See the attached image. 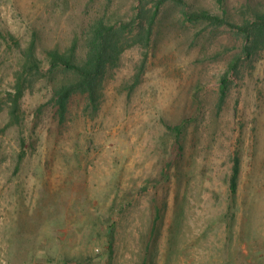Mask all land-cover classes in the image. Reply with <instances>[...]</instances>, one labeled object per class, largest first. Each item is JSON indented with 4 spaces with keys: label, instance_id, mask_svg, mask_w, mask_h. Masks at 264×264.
<instances>
[{
    "label": "rangeland",
    "instance_id": "obj_1",
    "mask_svg": "<svg viewBox=\"0 0 264 264\" xmlns=\"http://www.w3.org/2000/svg\"><path fill=\"white\" fill-rule=\"evenodd\" d=\"M203 9L234 24L189 19ZM263 11L0 0V264H264V41L249 53L238 26ZM101 19L119 43L95 99L77 94L61 121L53 90L76 76L50 51L82 63Z\"/></svg>",
    "mask_w": 264,
    "mask_h": 264
},
{
    "label": "trees",
    "instance_id": "obj_2",
    "mask_svg": "<svg viewBox=\"0 0 264 264\" xmlns=\"http://www.w3.org/2000/svg\"><path fill=\"white\" fill-rule=\"evenodd\" d=\"M189 19H206L216 24L231 23L225 17L219 14L210 12L209 10H198L187 12ZM234 23H231V25ZM238 25V24H237ZM246 36L247 44L245 47L249 53H253L255 49H259L263 46L264 41V11L257 12L254 17L248 19L245 23L238 25ZM115 26L108 25L104 20H99L94 31L87 38L88 51L86 57L82 63L76 62L71 56L61 53L59 50H51V65L52 68L62 67L66 70H70L76 76V80L68 83L57 85L53 90L54 106L56 114L61 121H64L71 111L73 98L79 93L88 92L91 99H95L97 93V86L100 81L101 75L105 71L113 55L111 53L115 50L119 40L114 36ZM114 31V32H113ZM113 32V33H112ZM35 41L32 43L29 51L30 56L35 57ZM117 54V53H116ZM241 57L235 59L231 65L230 70L238 66ZM34 63L33 66H37ZM230 70L222 77L221 98L224 99L228 90V74ZM19 91L22 92V86L19 85ZM14 114V113H13ZM184 122L176 126L169 127L177 132V135L181 133V128ZM179 136V135H178ZM26 143L23 138V147ZM26 154V150H22L20 158L22 159ZM234 164L232 171L229 175V187L233 194H236L239 189L240 175H241V156L239 151L236 152L233 160ZM155 227H152L149 236H154Z\"/></svg>",
    "mask_w": 264,
    "mask_h": 264
}]
</instances>
